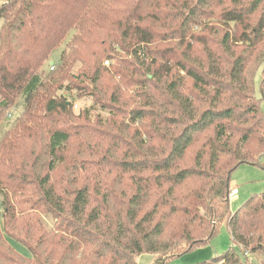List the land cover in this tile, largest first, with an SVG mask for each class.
Instances as JSON below:
<instances>
[{"label":"trees","instance_id":"trees-1","mask_svg":"<svg viewBox=\"0 0 264 264\" xmlns=\"http://www.w3.org/2000/svg\"><path fill=\"white\" fill-rule=\"evenodd\" d=\"M64 89L108 117L68 126ZM261 101L264 0H4L0 260L10 240L36 264H162L225 224L231 247L198 264H264V193L229 205L232 172L264 155Z\"/></svg>","mask_w":264,"mask_h":264},{"label":"rangeland","instance_id":"rangeland-1","mask_svg":"<svg viewBox=\"0 0 264 264\" xmlns=\"http://www.w3.org/2000/svg\"><path fill=\"white\" fill-rule=\"evenodd\" d=\"M4 0H0V5L3 3ZM56 50L53 52L51 57L45 64L43 65V75L46 76L47 74L52 73L51 64L52 62H56L59 59L61 49ZM53 64V63H52ZM105 66V65H104ZM56 69V68H55ZM54 69V70H55ZM78 65H75L71 68L68 73L75 74L80 76L77 72ZM54 72V71H53ZM90 73V72H89ZM261 77H262V68H259L254 76V95L257 99L261 97ZM71 84H75L76 81L74 78L69 79ZM116 82V80H115ZM68 85L67 81L63 83V86ZM73 85H70V88ZM81 88H86L85 86H80ZM128 92V91H127ZM88 93H84V90H60L55 92L57 96H64L73 103L72 106V115L74 119H70L67 123L68 126L77 125L81 126L85 123H89L91 125L96 123V116L105 120L108 117V113L106 111L100 110L98 107H94L91 110L92 106V99L87 95ZM128 94V93H126ZM22 104L23 100H18L16 106L12 107L8 113L10 117L7 119L9 122L13 121L15 118L20 117L22 111ZM127 104H132L131 99L128 100ZM259 107L261 113L264 117V101L259 103ZM89 110L88 120L89 122H85L81 116H83V112L85 110ZM79 116V117H77ZM76 117V118H75ZM81 118V119H77ZM102 121V122H103ZM130 134V133H129ZM130 138V136H129ZM118 151L113 148L112 157L108 160L117 159ZM112 158V159H111ZM256 166L249 165V164H242L238 166L231 174L230 177V190L236 188L238 190L237 194L232 195L230 194V209L232 212L236 211L247 199L264 193V155L261 157L260 161H257ZM1 216V214H0ZM1 222V219H0ZM44 224L47 229H49L52 225V219L50 217L44 218ZM10 244V252L8 251L7 254L11 259L10 262H6L0 260V264H36L33 256L27 250L26 246L23 244L14 243L13 241L7 240ZM7 242V243H8ZM231 242L229 238L228 229L226 228L225 224H221L218 228L215 236L212 238L211 241L205 244H200L192 248L190 251L178 256L173 261V258L166 259L163 261L162 264H198L204 261H210L212 258L221 256L229 247H231ZM234 250L240 257V251L238 248L234 247ZM157 255L153 254H144L137 258L135 264H155ZM175 257V256H174ZM263 259L261 255L251 256L249 259V264H260V261Z\"/></svg>","mask_w":264,"mask_h":264},{"label":"built area","instance_id":"built-area-1","mask_svg":"<svg viewBox=\"0 0 264 264\" xmlns=\"http://www.w3.org/2000/svg\"><path fill=\"white\" fill-rule=\"evenodd\" d=\"M50 69L53 70L54 69V65L52 66V64H51V68ZM237 192H238V190L236 188H233V189L230 190V194H232V195L237 194ZM230 194H229V197H230ZM229 201H230V198H229Z\"/></svg>","mask_w":264,"mask_h":264},{"label":"water","instance_id":"water-1","mask_svg":"<svg viewBox=\"0 0 264 264\" xmlns=\"http://www.w3.org/2000/svg\"><path fill=\"white\" fill-rule=\"evenodd\" d=\"M50 64H52V63H50Z\"/></svg>","mask_w":264,"mask_h":264}]
</instances>
